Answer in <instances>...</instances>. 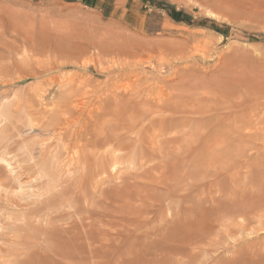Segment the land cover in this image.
Returning <instances> with one entry per match:
<instances>
[{
	"label": "rangeland",
	"instance_id": "rangeland-1",
	"mask_svg": "<svg viewBox=\"0 0 264 264\" xmlns=\"http://www.w3.org/2000/svg\"><path fill=\"white\" fill-rule=\"evenodd\" d=\"M256 81L264 82V0H0V264H42L29 245L45 224L39 216L54 210L68 213L60 229L80 221L95 229L106 224L98 227L102 232L91 231L95 238L104 235L101 264H264V106L256 107L264 103V91L252 94ZM159 96L169 106L154 117L166 123L143 133L154 136L156 153L124 162L123 186L101 184L104 173L84 187L77 205L59 206L61 196L80 190L72 181L78 170L64 166L67 149L69 156L114 149L113 143L81 145L79 135L92 133V115L117 108L122 99L141 103ZM241 109L247 124L238 132L220 122L224 112ZM54 173L57 188L43 184ZM213 197L242 198L255 207L212 223ZM88 205L95 216L110 208L98 213L107 222L94 223ZM78 242L72 264H90V241Z\"/></svg>",
	"mask_w": 264,
	"mask_h": 264
},
{
	"label": "bare ground",
	"instance_id": "bare-ground-1",
	"mask_svg": "<svg viewBox=\"0 0 264 264\" xmlns=\"http://www.w3.org/2000/svg\"><path fill=\"white\" fill-rule=\"evenodd\" d=\"M251 91H252V94H258V93H261L260 91H264V82H262L261 83V81H256L254 84L252 83L251 84ZM183 90H184V88H183ZM184 94V93H183ZM178 95H181V94H178ZM182 96V95H181ZM184 97V96H183ZM235 97V96H234ZM171 98V97H170ZM161 98H160V96L159 97H157L155 100H150V99H148V100H142L141 101V103H138L139 101H136V102H127V100H124V99H122V100H119L116 104H115V107H117V108H113V109H107V108H103L102 110H101V112L99 113V114H94V115H92V118L94 119V124H93V128H92V133H84V134H82V135H79V137H81L84 141H83V143L81 144V145H83L84 147H86V149L88 148V147H92V148H95L97 145H100V144H105V143H113V145H112V147L114 148V149H112L111 151H109V152H104V153H98V152H96L95 150H86V151H81L80 153H78V154H76L75 152V154H72L71 156H69V150L67 149V155H66V158H64V159H66L65 160V165L64 166H66V168H67V171L69 172V171H71L73 168L75 169H77L78 170V175L77 174H75V177L73 178V180L72 181H74V183H76L77 182V187L78 186H80V190H77V193L75 194V195H69L68 197H60V202L58 203V205L59 206H61V205H63V206H66V208H67V206H68V208H70V206H74V204L75 205H77V203H79L78 202V200H79V197H84L85 195H86V190H85V188L84 187H86L87 185H93L94 183H96V182H101V184H108V188H110L111 187V185L110 184H114V183H116V184H114L113 185V187H117L120 183H122L123 182V179H120V176H119V168H120V166L121 165H123V163L124 162H126L127 160L129 161L130 159L132 160V158L133 157H135L136 155H138L139 153L140 154H143L145 157H147V156H150V155H152L151 153H153V152H155V146H154V143L156 142L155 141V138H154V136L153 137H148V135H145V134H143L144 133V131L145 130H147L149 127H154V126H156L155 124H161V125H165V123H166V119L165 120H158V119H156V117H154V114H156V113H158L159 111H160V109L161 108H163V107H165V106H167V105H165V100H160ZM167 99V98H166ZM175 99V98H174ZM185 99V98H184ZM181 101V100H180ZM175 102V101H174ZM176 102H178V101H176ZM168 103V102H167ZM66 104H67V102H66ZM66 104H64V105H66ZM22 105V104H21ZM58 105H59V103H58ZM177 105V104H176ZM257 106L256 107H262V106H264V103H257L256 104ZM70 106V105H69ZM169 106V105H168ZM167 106V107H168ZM241 106V105H240ZM63 107V106H62ZM121 107H123L122 109H121ZM175 107V106H174ZM178 107V106H177ZM179 108V107H178ZM217 109V108H216ZM264 109V108H263ZM67 111V110H66ZM176 111V110H175ZM247 110L246 109H241V110H238L237 112H236V110L235 111H227V112H224L223 113V117H222V119H221V121L220 122H226L227 124H230V125H233V128H234V130L235 131H239V129L242 127V125H243V127L247 124L246 122H245V112H246ZM180 112V111H179ZM64 113V112H63ZM220 113V112H219ZM254 113V112H253ZM261 113V112H260ZM40 115V114H39ZM243 115V116H242ZM166 116V115H165ZM167 116H170L171 117V115H167ZM166 116V117H167ZM177 116V115H176ZM222 116V115H221ZM250 116V115H249ZM259 116V115H258ZM101 117V119L99 120V118ZM115 117H118L116 120V123H111V121L115 118ZM121 117H124V119L123 118H121V119H123L124 120V122L126 121V123H125V125L123 124H121L122 123V120L120 119ZM252 117V116H251ZM65 118V117H64ZM159 118H161V117H159ZM168 118V117H167ZM126 119V120H125ZM174 119V118H173ZM219 119V118H218ZM257 119V118H256ZM62 121H63V119H61ZM168 120V119H167ZM177 119H175L174 120V122L176 121ZM192 120V119H191ZM247 120V119H246ZM66 121V120H65ZM64 121V122H65ZM121 121V122H120ZM181 121V120H180ZM118 122H120V123H118ZM123 122V123H124ZM169 122V121H168ZM182 122V121H181ZM257 123V122H256ZM119 124V125H118ZM157 124V125H158ZM178 124V123H177ZM183 124V123H182ZM239 124H242V125H239ZM122 125V126H121ZM168 125H169V123H168ZM250 126V125H249ZM92 127V126H91ZM98 128V130H94L95 128ZM159 127V126H158ZM161 127V126H160ZM159 127V130H161V128ZM223 127V126H222ZM230 127V126H229ZM96 128V129H97ZM168 128H170L169 126L167 127V129ZM172 128H173V126H172ZM219 128V127H218ZM248 128V127H247ZM246 128V129H247ZM174 129V128H173ZM120 130H126V131H124V132H135L136 133V135H137V137H134V138H132L129 134H126V133H123L122 131V133L123 134H121V132H119ZM245 130V129H244ZM244 130H241V132H244ZM87 131V130H86ZM152 131V130H151ZM154 131V130H153ZM229 131V130H228ZM149 132H150V130H149ZM148 132V133H149ZM167 132V131H166ZM169 132V131H168ZM171 132H172V130H171ZM247 132H248V130H247ZM165 132H163V134H164ZM77 134V133H76ZM162 134V135H163ZM166 134V133H165ZM230 134V133H229ZM244 134V133H243ZM245 134H246V132H245ZM151 134H149V136H150ZM169 135V133H167V136ZM233 135V134H232ZM152 136V135H151ZM158 136H159V134H158ZM158 136L156 137V140L158 139ZM166 136V135H165ZM167 136L165 137V138H167ZM170 136V135H169ZM228 136V135H227ZM164 137V136H163ZM163 137H162V139H163ZM173 137V136H172ZM176 137V136H175ZM175 137H173V138H175ZM173 138H171V141H172V139ZM187 138V137H186ZM193 137H191V139H192ZM238 138V137H237ZM242 138V137H241ZM169 139V138H168ZM223 139V138H222ZM80 140V139H79ZM165 139H163V141H164ZM155 141V142H154ZM166 141V140H165ZM175 141V140H174ZM160 142V141H159ZM167 142H168V140H167ZM167 142H163V143H165V145L167 144ZM170 142V141H169ZM162 143V142H161ZM171 143V142H170ZM159 145H161V144H159ZM170 145H169V143H168V145L166 146V147H169ZM156 147H158V146H156ZM161 147V146H160ZM164 147V146H163ZM66 148H68V147H66ZM170 148V147H169ZM168 148V149H169ZM171 148H173V147H171ZM178 148H180V147H178ZM65 149V148H64ZM107 149H108V147H107ZM163 148L161 147V151H163L162 150ZM183 149V148H182ZM120 150H126V152H123L122 154H117V152H119ZM158 150H160V148L158 149ZM157 150V151H158ZM167 150V149H166ZM221 150V149H220ZM69 151V152H68ZM164 151H165V149H164ZM169 151V150H168ZM171 151H172V149H171ZM171 151L169 152V153H171ZM156 153V152H155ZM155 153H153V154H155ZM158 153V152H157ZM162 153V152H161ZM175 153V152H174ZM164 154V153H163ZM171 154H173V153H171ZM179 154V153H178ZM142 155V156H143ZM157 155V154H156ZM167 155H168V153H167ZM220 155V154H219ZM154 156V155H153ZM162 156V155H161ZM164 156V155H163ZM166 156V155H165ZM165 156H164V158H165ZM55 157V156H54ZM151 157V156H150ZM159 157V156H158ZM169 157V156H168ZM139 158V157H138ZM163 157H161V159H162ZM140 159H142V158H140ZM214 159V158H213ZM134 160H135V158H134ZM153 160V159H152ZM152 160H151V162H152ZM155 160V159H154ZM163 160V159H162ZM166 160H167V158H166ZM11 162V161H10ZM44 162V161H43ZM140 162H142L141 160H140ZM139 162V160L137 161L136 160V163L133 161L132 163H134V164H137V163H140ZM143 162H144V160H143ZM158 162H159V159H158ZM158 162H156V163H158ZM42 163V162H41ZM146 163H148V162H146ZM156 163H152V164H154L156 167H159L158 165L160 164H158V165H156ZM165 163H167V162H165ZM164 163V164H165ZM54 164V163H53ZM63 164V163H62ZM145 164V163H144ZM143 163H142V165H144ZM163 164V163H162ZM163 164V165H164ZM227 164H229V163H227ZM9 165H10V163H9ZM150 165V164H149ZM126 166V165H125ZM125 166H123V167H125ZM127 166L129 167L130 165L129 164H127ZM126 166V167H127ZM137 166H139L138 164H137ZM137 166H135V167H137ZM151 166V165H150ZM122 167V168H123ZM127 167V168H128ZM132 167H134L133 165L131 166V170H129V171H133L132 169ZM146 166H144V168H142L141 167V164H140V169L141 170H144V169H146L145 168ZM152 167V166H151ZM162 167V166H161ZM163 167H165V166H163ZM10 168H12L11 166H10ZM41 168L44 170V171H47V172H49V167H48V165L47 164H43L42 163V166H41ZM65 168V169H66ZM127 168H125V169H127ZM153 168V167H152ZM155 168V167H154ZM124 169V170H125ZM129 169V168H128ZM136 169V168H135ZM139 169V170H140ZM223 169V168H222ZM139 170H137V171H139ZM140 170V171H141ZM147 170H148V168H147ZM146 170V171H147ZM149 170H151V169H149ZM148 170V171H149ZM228 170V169H227ZM139 171V172H140ZM50 172H51V170H50ZM134 172H136V171H134ZM71 173V172H70ZM69 173V174H70ZM104 173H108V174H106V179H104V180H98V181H96L95 179L97 178V177H99L100 175H102V174H104ZM133 173V172H132ZM136 173H138V172H136ZM150 173V172H149ZM213 173V172H212ZM225 173V172H224ZM262 174H263V172H261ZM260 173V175H262ZM46 174H48V173H46ZM66 174V173H65ZM124 174V173H123ZM122 174V175H123ZM126 174H128L129 176V178H130V173H126ZM145 174V173H144ZM60 175V174H59ZM260 175H259V177H260ZM124 176V175H123ZM209 176V175H208ZM59 176L58 175H55V173L54 174H52V175H49L48 176V180L47 181H45L43 184H45V185H50L51 187H56L55 185V183H56V181H55V178H58ZM125 177V176H124ZM137 177H140V175L139 176H137ZM144 178L146 177V176H143ZM143 177H142V180H143ZM256 177H258V176H256ZM255 177V178H256ZM44 178V177H43ZM63 178V177H62ZM62 178H60L59 179V181L62 179ZM131 178H133V177H131ZM136 178V177H135ZM135 178H133L134 180H132L133 182L134 181H136L135 180ZM147 178H149V176L147 177ZM146 178V179H147ZM152 178V177H151ZM255 178H254V180H255ZM47 179V178H46ZM100 179H102V178H100ZM120 179V180H119ZM124 179H126V178H124ZM128 179V178H127ZM139 179H141V177L139 178ZM45 180V179H44ZM129 181L131 180V179H128ZM151 180L152 179H150V181H148V179H147V182L148 183H150L151 182ZM197 180V179H196ZM260 178H259V182L258 183H260ZM70 181V180H69ZM128 181V182H129ZM132 181H130V184H131V182ZM141 181V180H140ZM146 181V180H145ZM145 181H143V183H145ZM199 181V180H198ZM201 181V180H200ZM43 182V181H42ZM41 182V183H42ZM55 182V183H54ZM125 182H127V181H125ZM146 182V183H147ZM256 182V181H255ZM72 183V182H71ZM118 183V184H117ZM136 183H137V181H136ZM152 183V182H151ZM150 183V184H151ZM193 183V182H192ZM194 183H195V181H194ZM194 183H193V185H194ZM217 183V182H216ZM258 183H256L257 185H258ZM261 183H262V181H261ZM264 183V182H263ZM123 184H124V182L122 183V186H123ZM130 184H128L127 186H130ZM134 184H135V182H134ZM57 185H59V183L57 184ZM136 185V184H135ZM137 185H139V184H137ZM144 185V184H143ZM147 185H149V184H147ZM183 185V184H182ZM264 185V184H263ZM263 185H259L260 187H262ZM99 186V185H98ZM127 186L125 185V187L127 188ZM134 186V185H133ZM102 187V186H101ZM121 187V186H120ZM131 187H132V185H131ZM137 187H140V186H137ZM137 187L135 188L134 187V189H137ZM148 186H145V189L147 188ZM214 187V186H213ZM57 188V187H56ZM118 188V187H117ZM122 189H123V187H121ZM149 188V187H148ZM191 188V187H190ZM192 188H193V186H192ZM256 188V187H255ZM133 189V188H132ZM208 189V188H207ZM211 189H213L212 187H211ZM216 189V188H215ZM258 189H259V187H258ZM58 190V189H57ZM109 190H113V189H109ZM116 190V189H115ZM126 190V189H125ZM167 190V189H166ZM201 190L203 191V194H204V190L201 188ZM218 190V189H217ZM235 190V189H234ZM53 191V190H52ZM117 191H119V189H117ZM121 191V193H122V190H120ZM123 191H124V189H123ZM128 191V190H127ZM129 191H131V190H129ZM133 191V190H132ZM145 191V190H144ZM168 191V190H167ZM229 191V190H228ZM231 191V190H230ZM258 191H260V189L258 190ZM262 191V190H261ZM256 192V193H262V192ZM106 192H107V189H106ZM126 192V191H125ZM255 192V191H254ZM65 193V192H64ZM71 193V192H70ZM69 193V194H70ZM75 193V192H74ZM100 193L102 194V195H100V197L102 196V197H104L103 196V194H105V192L104 191H100ZM107 193H109V192H107ZM121 193H119V195L121 194ZM129 193V192H128ZM130 193H133V192H130ZM129 193V194H130ZM187 193V192H186ZM194 193H196V192H194ZM215 193H217V191L215 192ZM92 194V193H91ZM96 194H98V193H96ZM115 195H116V193H114ZM134 194V193H133ZM188 194V193H187ZM186 194V195H187ZM200 194V193H199ZM209 194V193H208ZM220 194V193H219ZM263 194V193H262ZM105 195H107V194H105ZM118 195V194H117ZM194 195V194H193ZM201 195V194H200ZM216 195V194H215ZM254 195V194H253ZM260 195V194H259ZM65 196H67V195H65ZM98 196V195H97ZM110 196V195H109ZM121 196V195H120ZM123 196V195H122ZM125 196H126V194H125ZM131 196V195H130ZM205 196V195H204ZM224 196V195H223ZM230 196V195H229ZM245 196V195H244ZM250 196V195H249ZM262 196V195H261ZM260 196V197H261ZM263 196H264V194H263ZM127 197V196H126ZM198 197V196H197ZM202 198H203V196H201ZM201 197H199V198H201ZM233 197V196H232ZM59 198V197H58ZM87 198V197H86ZM94 198V197H93ZM106 198H107V196H106ZM209 198V197H208ZM215 197H213V198H210V200H211V202H213V203H215V206H213L212 207V209L209 211V213H208V218H207V221H208V219H209V221L210 222H212V223H217L218 221L219 222H222L221 221V219H223L224 218V220H225V222H226V219H228V217L229 216H231V215H236V214H239V213H245V211H249V210H251V209H254V207H255V204H253V203H249V202H246V201H244L242 198L241 199H230V198H224L223 200H222V197H221V199H218V198H216L217 200H215L214 199ZM248 198H250V197H248ZM264 198V197H263ZM262 198V199H263ZM42 199V198H41ZM52 199H54V198H52ZM83 199V198H82ZM97 199V198H96ZM100 199V198H99ZM113 199V198H112ZM112 199H110L109 197H108V200H112ZM118 198L116 197V199L115 200H117ZM120 199V198H119ZM118 199V200H119ZM124 200L126 199L125 197L123 198ZM122 199V200H123ZM131 200V198H128V201H130ZM93 200V199H92ZM91 200V201H92ZM95 200V199H94ZM98 200V199H97ZM103 200L105 201L106 199H104L103 198ZM107 200V201H108ZM121 200V199H120ZM127 200V199H126ZM209 200V199H208ZM102 201V200H101ZM200 201V200H199ZM248 201V200H247ZM259 201H260V199H259ZM51 202V201H50ZM85 202V201H84ZM87 202H88V200H87ZM86 202V203H87ZM110 202H112V201H110ZM109 202V203H110ZM113 202H114V200H113ZM112 202V204L114 205V206H117L118 207V205H115L116 203H113ZM116 202H118V201H116ZM120 202H123V201H120ZM127 202V201H126ZM125 202V203H126ZM263 202V201H262ZM74 203V204H73ZM82 203V202H81ZM124 203V204H125ZM150 203H152V202H150ZM209 203V202H208ZM52 204V203H51ZM88 204V203H87ZM90 204V203H89ZM107 205L106 207H109L108 206V204L107 203H104V205ZM123 204V205H124ZM260 204H261V202H260ZM49 205V204H48ZM84 205V207H85V204H83ZM93 205H95L94 204V202H93V204H92V206ZM101 205V204H100ZM112 205V206H113ZM126 205H128V204H125V206ZM201 205V204H200ZM150 206V205H149ZM151 206H152V204H151ZM260 206H262V205H260ZM76 207V206H75ZM82 207V206H81ZM83 207V208H84ZM88 207V209H89V212L87 213V214H89V216L90 217H94L95 215L93 214L94 213V211H92L90 208H89V205L87 206ZM98 207V206H97ZM101 207V206H100ZM99 207V208H100ZM104 207V206H103ZM105 207V208H106ZM111 207V206H110ZM120 207H122L121 206V204H120ZM128 207V206H127ZM145 207H147L148 208V206H145ZM199 207V206H198ZM264 207V206H263ZM262 207V208H263ZM93 208H95V207H93ZM92 208V209H93ZM112 208V207H111ZM119 208V207H118ZM196 208H197V206H196ZM60 209V208H59ZM62 209V208H61ZM73 209V208H72ZM103 210H105L104 208H102ZM107 210H105V212L106 211H110V208L108 209V208H106ZM193 209V208H192ZM206 209V208H205ZM204 209V210H205ZM256 209H258V207L256 208ZM256 209H255V211H256ZM83 210V209H82ZM84 210H86V209H84ZM84 210H83V212H84ZM91 210V211H90ZM97 210V209H96ZM95 210V211H96ZM99 210V209H98ZM103 210H101L100 209V212H102ZM119 210V209H118ZM124 211H125V209H123ZM149 210V209H148ZM199 210V209H198ZM259 210V209H258ZM80 211V210H79ZM113 211V212H112ZM111 212L113 213V214H116L117 212V208H116V211H114V210H112ZM120 211V210H119ZM73 212V211H72ZM82 212V211H81ZM87 212V211H86ZM86 212H84V214H86ZM97 212V211H96ZM95 212V213H96ZM100 212H98V213H100ZM121 213H122V211H120ZM120 212H118L119 214H120ZM202 212H203V210H202ZM250 212V211H249ZM259 212H260V210H259ZM74 213V212H73ZM97 213V214H98ZM124 213H126V212H124ZM130 213V212H129ZM132 213H133V211H132ZM86 214V215H87ZM96 214V216L94 217L95 218V221H94V223H102V224H104V222L106 221L107 222V220H105L106 219V216H105V214H107V212L104 214V216H102L103 214L101 213L100 215L98 214L97 215ZM111 214V213H110ZM118 214V215H119ZM258 214V213H257ZM34 215V214H33ZM82 215H83V213H82ZM117 215V214H116ZM136 215V214H135ZM134 215V216H135ZM253 215V214H252ZM251 215V216H252ZM68 216V213L67 212H63V211H60L59 210V212H57L56 210H54L52 213H45V214H43L42 216H39V219L41 220L42 218H43V220L45 221V224L43 225V226H37L39 229L38 230H35V232H36V234H35V236H36V238H37V241H35V242H33L32 244H30L29 245V247H31L32 248V251H33V253L34 254H36L37 255V257H40L39 258V260L41 261V263L42 264H44V262H47V264H72L73 263V255H74V252L76 251L74 248H73V246H74V244L76 243V242H78V241H85V242H87V241H90V242H88L87 244H88V247H89V249H87L86 247V250H87V252H90V255H91V257H93L94 259H92V261L89 259V258H85V261L86 260H88L87 262H89V260L91 261V263L90 264H101V261H100V253L102 254L103 253V251H101L100 252V250L103 248V243H102V239L101 238H99V236H101V237H103L104 238V235L102 236V234L100 235V234H97L98 236L95 238V236H96V234L93 236L92 235V233L94 234V232L92 231V230H94L95 229V226H94V228H93V225H95V224H92V225H88V226H86L85 224H83V223H80L79 222V225L78 226H76L75 224H72V223H65L66 224V226H65V224H62V229H60L61 228V225H57L61 220H63L64 218H66ZM88 216V215H87ZM88 216V217H89ZM121 216H122V214H121ZM228 216V217H227ZM255 216V215H254ZM81 217V216H80ZM103 217H105L104 218V222H103ZM109 217H114L113 215H110ZM117 217V216H116ZM116 217H114L115 219H117ZM123 218H122V220L121 221H123V219H124V216H122ZM130 217V216H129ZM136 217V216H135ZM225 217H227L226 219H225ZM244 217V216H243ZM250 217V216H249ZM259 217L261 218V216L259 215ZM107 218H108V216H107ZM110 218V219H111ZM113 218V219H114ZM132 218V217H131ZM206 218H205V220H206ZM236 218H239V217H236ZM241 218V217H240ZM257 218H258V215H257ZM88 219H90V218H88ZM92 219V218H91ZM110 219H108V220H110ZM230 220H232L233 218H229ZM251 219V218H250ZM87 220V219H86ZM86 220H85V222L84 223H86ZM205 220H204V222H205ZM223 220V221H224ZM78 221V220H77ZM90 221V220H89ZM89 221H87V222H89ZM114 221H116V220H113L112 221V223L114 222ZM118 221V220H117ZM126 221V220H125ZM203 221V220H202ZM257 222H258V219L256 220ZM91 222L93 223V221L91 220ZM105 222V223H106ZM111 222V220L109 221V223ZM131 222V221H130ZM218 222V223H219ZM243 222V221H242ZM259 222H260V219H259ZM76 223V222H75ZM98 223H97V225H98ZM118 223H119V221H118ZM124 223H126V222H122V225L124 224ZM127 223H128V220H127ZM209 223V222H208ZM223 223V222H222ZM221 223V224H222ZM227 223H229L228 221H227ZM244 223V222H243ZM89 224V223H88ZM91 224V223H90ZM108 224V223H107ZM111 224V223H110ZM129 224H131V223H129ZM224 224V223H223ZM222 224V225H223ZM239 223H237L236 225H238ZM261 225H262V223H260ZM64 225V226H63ZM97 225H96V227H97ZM106 225V224H105ZM105 225H103V226H105ZM119 225V224H118ZM118 225H116V226H118ZM214 225V224H213ZM216 225V224H215ZM222 225H220V226H222ZM235 225V224H234ZM241 225H243V224H241ZM248 225V224H247ZM81 226V227H80ZM85 226L86 227H88V228H85ZM101 227H103L102 225H100ZM100 226H98V227H100ZM115 225H111V227L114 229L115 227H114ZM120 226H121V223H120ZM218 226H219V224H218ZM97 227V229H98V232H102V231H99V228ZM107 227H108V225H107ZM107 227H105V228H107ZM122 227H124V226H121V227H119V228H122ZM226 227H228V225L226 226ZM225 227V228H226ZM104 228V227H103ZM112 228H108V229H111V231H112ZM223 229V230H226V229ZM97 229H95V231L97 230ZM123 229V228H122ZM228 229V228H227ZM104 230V229H103ZM115 231H118V230H116V229H114ZM121 230V229H120ZM91 231H92V233H91ZM107 231V230H106ZM109 231V230H108ZM110 231V232H111ZM113 232V231H112ZM120 232H122V231H120ZM103 233H106L105 232V230L103 231ZM123 234H126V233H124V232H122ZM121 233V234H122ZM34 235V234H33ZM35 236L33 237V238H35ZM106 236V235H105ZM111 236H113V235H111ZM118 236H119V234H118ZM28 237H29V235H28ZM30 237H31V235H30ZM107 237V236H106ZM105 237V238H106ZM114 237H116L115 235H114ZM108 238V237H107ZM107 238H106V240H107ZM113 238V237H112ZM119 238V237H118ZM122 238V237H121ZM30 239V238H29ZM32 239V238H31ZM28 240V239H27ZM104 240V239H103ZM106 240H104L105 242H106ZM109 240V239H108ZM107 240V241H108ZM111 240V239H110ZM26 241V240H25ZM31 241V240H30ZM32 241H34L33 239H32ZM117 241H120L119 239L117 240ZM29 242V241H28ZM28 242H26V243H28ZM95 242V246L93 245V243ZM116 242V241H115ZM79 243V242H78ZM82 243H84V242H82ZM82 246V245H81ZM81 246H79V247H81ZM91 247V248H90ZM107 247V246H106ZM106 247H104V248H106ZM83 249V248H82ZM108 249V248H107ZM107 249H103V250H107ZM78 250V249H77ZM74 251V252H73ZM79 251V250H78ZM82 251V250H81ZM77 252V251H76ZM84 255V254H83ZM85 255H88L87 253L85 254ZM90 255H88V257L90 256ZM87 257V256H86ZM103 259V258H102ZM83 260H84V257H83ZM25 261V260H24ZM38 263H40V262H38ZM76 263V262H75ZM84 264H88V263H85V262H83ZM77 264V263H76ZM78 264H82V263H78Z\"/></svg>",
	"mask_w": 264,
	"mask_h": 264
},
{
	"label": "trees",
	"instance_id": "trees-1",
	"mask_svg": "<svg viewBox=\"0 0 264 264\" xmlns=\"http://www.w3.org/2000/svg\"><path fill=\"white\" fill-rule=\"evenodd\" d=\"M177 15H178V13H177V12H176V13H174V14H172V18H173V19H177V17H176Z\"/></svg>",
	"mask_w": 264,
	"mask_h": 264
}]
</instances>
